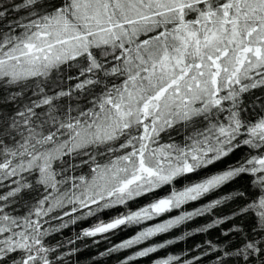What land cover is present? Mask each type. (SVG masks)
<instances>
[{"label":"snow or ice","instance_id":"snow-or-ice-1","mask_svg":"<svg viewBox=\"0 0 264 264\" xmlns=\"http://www.w3.org/2000/svg\"><path fill=\"white\" fill-rule=\"evenodd\" d=\"M206 215L196 232L231 225L219 242L154 264H264V0H0V264H77L78 242L141 226L111 255Z\"/></svg>","mask_w":264,"mask_h":264},{"label":"trees","instance_id":"trees-1","mask_svg":"<svg viewBox=\"0 0 264 264\" xmlns=\"http://www.w3.org/2000/svg\"><path fill=\"white\" fill-rule=\"evenodd\" d=\"M225 165L224 164H218L215 168H209L207 170L208 173L215 172L219 169H222ZM203 175V173L201 174ZM197 177H193L195 179ZM244 181L239 180L236 182H233L232 184H229L225 186L220 191L210 195L209 197L202 199L198 202L190 203L189 205H186L184 210L192 211L193 209L197 207H201L202 205L208 203L210 200L218 198L221 195H224L230 191L235 190L236 188H239L243 186ZM168 191L167 188H165L163 191L158 192L157 196H162L166 194ZM149 202L147 199H141L138 204H133L132 207L136 208L139 205H143L145 203ZM235 207V204H229L226 206H223L216 212V217H222L224 215L230 214L231 210ZM121 211V209H117L114 211H108L103 214L104 219H108L109 217L117 214V212ZM179 214V210L173 211L170 214H165L161 217L156 218L155 220L151 222H146L144 226H151L155 223H161L164 220H167L175 215ZM213 216H203V217H197L192 221H187L186 223L178 226L177 228H174L170 230L168 233H163L158 235L157 237L151 238L150 241H146L143 245H137L134 246L131 249H124L121 250V252H115L111 255H101V253L107 252V250L116 244L121 243L123 240L128 239L132 236H134L139 230L141 226H133L127 229H124L123 231H117L115 235H110L106 240H100L98 244L93 243L92 239H88L83 242H78L79 244V254H78V260L77 264H121V261L123 259H126L128 255L134 254L135 251L139 250L142 247H146L149 245H155L158 243H163L168 239L176 240V244L169 245L166 249L158 250L155 254H150L149 257L144 258H138L137 264H154V260L157 258H166V255L168 254H177V255H183L189 251L195 252L198 251L196 249V245L202 244L206 240H213L216 242H219L218 237L220 236L221 229L226 230L231 225L229 223H226L224 225H221L219 228L211 229L207 233H200L196 232L197 228L205 226L207 223H210L212 219L216 218ZM239 221H235V223H238ZM91 221L88 223H83L76 226V231H78L82 227H87ZM186 232L192 233V236L186 237L184 240H180L179 237L184 236ZM73 230H65L64 236H72ZM61 237H57V239H60ZM54 242V241H53ZM204 264H212L211 259H205Z\"/></svg>","mask_w":264,"mask_h":264}]
</instances>
